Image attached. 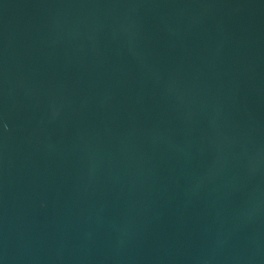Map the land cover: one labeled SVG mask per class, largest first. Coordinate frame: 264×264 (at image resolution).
<instances>
[{"label": "water", "instance_id": "obj_1", "mask_svg": "<svg viewBox=\"0 0 264 264\" xmlns=\"http://www.w3.org/2000/svg\"><path fill=\"white\" fill-rule=\"evenodd\" d=\"M0 264H264V0H0Z\"/></svg>", "mask_w": 264, "mask_h": 264}]
</instances>
